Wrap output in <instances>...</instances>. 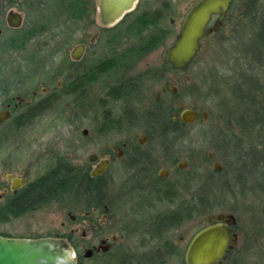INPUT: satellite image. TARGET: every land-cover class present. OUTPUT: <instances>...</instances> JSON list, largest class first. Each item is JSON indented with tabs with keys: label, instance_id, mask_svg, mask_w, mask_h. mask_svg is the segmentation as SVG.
Returning a JSON list of instances; mask_svg holds the SVG:
<instances>
[{
	"label": "rangeland",
	"instance_id": "obj_1",
	"mask_svg": "<svg viewBox=\"0 0 264 264\" xmlns=\"http://www.w3.org/2000/svg\"><path fill=\"white\" fill-rule=\"evenodd\" d=\"M71 1L0 0V27L4 29L0 35V76L12 81L0 87V95L26 97L23 110L42 100H47L48 106L33 123L0 135L2 189L10 183H5L7 174H25L32 183L58 165L74 170L77 156L86 158L93 148L116 140L109 132H94L89 137L83 133L86 127L100 130L102 116L113 107L136 109L130 112L131 119L140 114L141 122L155 113L166 116L181 105L193 107L199 119L183 127L168 126L162 139L167 145L182 148L179 153L193 163L196 193L207 195L204 203L209 208L204 209L232 211L238 216L239 244L221 264H264V126L252 121V115L264 118V0H235L218 29L203 39L193 63L180 70L168 64L164 54L196 0H140L120 26L106 30L96 14L86 17L87 21L76 14L69 21L65 6L71 8ZM52 4L62 11L45 28L43 24L50 17L47 8ZM11 10L23 15L20 28L8 24ZM153 15L159 19L156 24ZM100 29L101 36L92 44L91 38ZM32 31L39 32L30 36ZM151 32L158 36L151 47L157 45L147 52ZM82 40H86L88 50L78 61L72 50ZM139 77L142 93L131 89ZM169 83L177 89L175 94L167 89ZM42 88L48 91L42 93ZM34 91L40 97H34ZM80 91L85 96L81 97ZM91 91L97 100L81 118L80 103L87 106ZM112 91L116 97L109 95ZM159 94L164 101H158ZM92 139L97 143L92 144ZM212 153L223 166L220 173L213 172V161H209ZM205 178L210 180L206 186L202 184ZM9 194L0 199V205L12 197ZM89 201V197L78 195L7 216L0 221V232L11 237L52 236L72 246L64 239L73 225L69 212L85 217ZM200 219L196 229L205 223V216ZM86 227L82 225L79 234ZM80 264L99 263L83 258Z\"/></svg>",
	"mask_w": 264,
	"mask_h": 264
},
{
	"label": "flooded vegetation",
	"instance_id": "obj_2",
	"mask_svg": "<svg viewBox=\"0 0 264 264\" xmlns=\"http://www.w3.org/2000/svg\"><path fill=\"white\" fill-rule=\"evenodd\" d=\"M82 2L83 0H79L78 4ZM139 2L140 0L135 8L117 23L103 25L100 21L99 0H97L96 15L101 28L106 30L120 26L123 20L134 13ZM81 18L82 21H87L86 17ZM216 18L217 16L214 17L212 24ZM0 29H2L0 33L2 35L4 29L2 27ZM100 36L101 29L91 38V43H96ZM80 45L84 47L80 57L75 59L78 61L85 56L88 50L86 40L80 41L75 48ZM140 78L133 82L136 93L143 91V85H141L143 81ZM8 80L9 78L6 79L1 75L0 87L8 86L10 81ZM79 83L81 90L83 79ZM170 84L167 85V89L171 94H175L177 89L174 87L175 91L170 90ZM47 91L46 88H42V93ZM3 94L0 95V135L9 133L7 129L16 131L33 123L35 117L41 114H34L33 109L47 101L42 100L23 110L22 107L28 102L26 97ZM109 95L116 97V92L112 91ZM33 96L40 97L38 91H34ZM80 96L85 95L81 92ZM89 99L87 106H82L80 103L81 118L84 115L87 116V111H91L94 107V99L97 100L92 91ZM158 101H164L161 94L158 95ZM185 109L189 108L181 105L177 111L170 110L166 116L155 113L157 116L150 115L147 122H141L143 118L138 113L134 120L131 119L130 112L136 109L113 107L111 112L102 116L100 130L93 126L95 130L84 128V137H89L90 133L94 132L100 134L109 132L117 138L106 145L93 148V151L86 157L87 161L81 154L76 158L77 165H75L74 174L78 177V182L81 183L83 177H86L93 185V192L89 197L90 209L85 211V217L69 212L73 225L64 238L74 247L78 264L83 258L97 260L99 264H188V249L196 234L212 224H227L233 228L228 253L217 264L226 260L231 251L237 247L239 235L236 213L232 211L209 212L207 209L209 207L205 206L207 203H204L207 195L196 193L194 188L195 181L198 179L195 178L193 163L179 153L182 148L176 149L177 146L167 145L166 140L162 139V135L168 133V126L183 127L199 119L198 113L195 121H184L182 112ZM4 112H8L9 115L2 116ZM17 112L20 113L16 115ZM252 116L254 125L262 123L261 125L264 126L263 116L258 114ZM204 117L206 118L207 114L204 113ZM91 141L92 144L97 143L95 139ZM171 142L173 140L169 143ZM215 158L213 153L209 154V161H213V172L220 173L223 166L215 161ZM211 174L208 177H211ZM13 176L24 179L25 185H17L13 178L7 177L5 183L8 181L10 183L5 189H2V185L0 186V199L8 197L9 193L12 194L10 198H13L30 184L25 174L19 176L13 174ZM209 181V178H205L202 184L206 186ZM204 207L207 208L204 209ZM222 215L225 217L220 218ZM231 215L234 218H231ZM202 216L206 218L205 223L196 229V222L199 223ZM65 223L63 222V225ZM82 225H87V227L79 234ZM89 232L91 235H88ZM89 250L92 252L87 256Z\"/></svg>",
	"mask_w": 264,
	"mask_h": 264
},
{
	"label": "water",
	"instance_id": "obj_3",
	"mask_svg": "<svg viewBox=\"0 0 264 264\" xmlns=\"http://www.w3.org/2000/svg\"><path fill=\"white\" fill-rule=\"evenodd\" d=\"M234 1L196 0L188 9L177 37L166 49L165 60L177 69L188 68L202 50L204 37L218 29ZM137 2L138 0H99L101 23H117L135 8ZM215 16L217 18L212 24ZM7 22L11 27L20 28L24 22L23 15L19 11L11 10L7 15ZM83 47L84 45H80L73 50L74 59L80 57ZM169 88L175 91L172 84ZM8 115V112L2 113L4 117ZM197 118L198 112L193 108L182 112L184 121L193 122ZM7 175L17 185L26 183L24 179L15 178L13 174ZM224 217L225 215L220 216ZM230 217L234 218L233 215ZM232 236L233 228L227 224L204 227L196 234L188 249V264L219 263L228 253ZM91 252L89 250L86 255L89 256ZM0 264H78V259L74 247L63 239L52 236L11 237L0 233Z\"/></svg>",
	"mask_w": 264,
	"mask_h": 264
},
{
	"label": "trees",
	"instance_id": "obj_4",
	"mask_svg": "<svg viewBox=\"0 0 264 264\" xmlns=\"http://www.w3.org/2000/svg\"><path fill=\"white\" fill-rule=\"evenodd\" d=\"M71 4H72L70 5L71 8L68 6H65V8L68 11L69 21H72L78 15H80L81 17L88 18V17L94 16L97 12L96 4L95 2H92V1L85 0L84 4L83 2L81 4H76L75 0H72ZM76 5H79V7L80 5H82L80 7V10H79V7H76ZM47 11L50 13L49 15L50 17L46 21L47 23L43 24V27L45 28L50 27L49 23L52 24L51 23V20H53L52 17H55L56 13H57L56 16H58L60 14V11H62V8L59 7V5L52 4L48 6ZM158 20L159 19L156 17V15H153L152 21H155V24L156 22H158ZM65 24L67 25V22ZM261 26L264 28V18L262 20ZM34 27H37V25ZM43 27H40V28H43ZM68 28L71 29L72 25H69ZM32 29H35V28H32ZM37 32L39 31H34V32L32 31L30 36L37 34ZM67 32L68 30H66L64 34ZM152 34L153 33L151 32V34L149 35L150 44L145 48V51L147 52L151 48L157 45L156 44L151 47V44L156 42L158 39V36L153 37ZM23 39L24 41L26 40L25 36ZM131 89L134 90V87H132ZM42 104L35 106V109H33L34 114L42 113L43 109L48 107L47 103H42ZM78 180L79 179L74 174V170L72 169V167H69L67 165H58L55 169L50 171L48 174L42 175L38 179H36L34 182L30 183L17 196L13 198H9L5 204L0 205V221L6 219L7 216L8 217L18 216L28 211L36 210L42 207L44 204H48L54 201H66L70 197H74L76 195H81L82 197H90V195L93 192V185L91 184V180L86 177H83L81 183H79ZM101 264H107V263H101Z\"/></svg>",
	"mask_w": 264,
	"mask_h": 264
}]
</instances>
